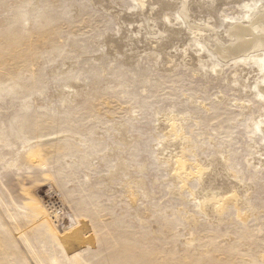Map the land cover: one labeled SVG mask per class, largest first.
Masks as SVG:
<instances>
[{"label":"rangeland","instance_id":"374dc122","mask_svg":"<svg viewBox=\"0 0 264 264\" xmlns=\"http://www.w3.org/2000/svg\"><path fill=\"white\" fill-rule=\"evenodd\" d=\"M248 4L0 0V264H264Z\"/></svg>","mask_w":264,"mask_h":264},{"label":"bare ground","instance_id":"6f19581e","mask_svg":"<svg viewBox=\"0 0 264 264\" xmlns=\"http://www.w3.org/2000/svg\"><path fill=\"white\" fill-rule=\"evenodd\" d=\"M184 2H185V0H184ZM243 7H245V6H243ZM247 7L250 8V11L248 12V16L244 17L245 15H243V17H244L242 19V22L244 21L243 23L238 22V20L233 21L234 19L232 20L233 21L232 23H228V26H227L225 32L228 34V37H229L228 39H230L231 41L230 42L225 41V43L215 42L216 49L214 50V53H215V56L219 59V61H217V62H226V63H229V62L234 63L239 58L245 59L247 57H251L250 62H251V64H254V69L256 71H260V70H262V68H264V5L259 4V5L251 7L248 4ZM240 9H244V8H240ZM183 14H185V13H183ZM237 14H236V16H238ZM187 17H188V15H187ZM233 17H235V16H233ZM182 19H183V17H182ZM183 22L185 23V21H183ZM212 31H213V29H212ZM212 53H213V51H212ZM246 60L247 59L240 61V62L246 63L247 62ZM262 64H263V66H262ZM217 66H218L217 64L216 65L214 64V68ZM262 90H261V92L264 94V89H262ZM44 207H46V206H44ZM51 207H53V206H51ZM51 207L48 206L47 209H49ZM37 210H38L37 215H38V218L40 220H42L46 223H47V221L50 222L51 224L55 223L53 220L55 218V213L57 212V210H53V211L51 210L52 212L49 211L51 213H45V210H43V208L41 210H39V209H37ZM58 213H59V210L56 214H58ZM74 256H76V258H77L76 254H74Z\"/></svg>","mask_w":264,"mask_h":264}]
</instances>
